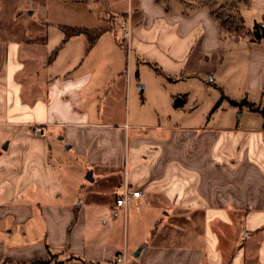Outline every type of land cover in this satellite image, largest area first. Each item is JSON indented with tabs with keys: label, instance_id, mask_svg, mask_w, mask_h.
<instances>
[{
	"label": "crops",
	"instance_id": "crops-1",
	"mask_svg": "<svg viewBox=\"0 0 264 264\" xmlns=\"http://www.w3.org/2000/svg\"><path fill=\"white\" fill-rule=\"evenodd\" d=\"M237 2L247 28L264 25V0ZM44 3L49 20L0 41V264H121L123 249L125 264H264V39L223 35L195 0ZM62 26L97 35L64 39ZM142 66L154 79L134 77ZM186 80L190 113L207 86L254 109L227 105L213 125L199 116L128 141L139 82L162 105ZM125 183L142 195L115 217Z\"/></svg>",
	"mask_w": 264,
	"mask_h": 264
},
{
	"label": "rangeland",
	"instance_id": "rangeland-1",
	"mask_svg": "<svg viewBox=\"0 0 264 264\" xmlns=\"http://www.w3.org/2000/svg\"><path fill=\"white\" fill-rule=\"evenodd\" d=\"M46 0H0V41L14 38L17 35L18 25H24L29 23H37L40 21L49 20L50 15L44 11ZM138 74V78L141 81H150L154 79L153 71L145 66L134 70ZM140 74V77H139ZM170 82V81H169ZM140 86L143 83L139 82ZM172 85V84H171ZM175 88V94L172 96V100L164 102L162 105H157L154 101L141 98L143 91L140 86H136L131 92L130 103L126 104V121L129 122V137L135 133H141L144 135H168L172 128H176L177 125L181 126H201L195 125L201 119L199 116H204L205 119L202 123L213 125L215 124V118L225 111L227 105H231L230 98L227 95L216 88L215 86H207L205 93H199L204 97L203 102L196 107L192 113H190V102L187 103V96L183 92L188 88L194 87L192 82L187 80L173 84ZM145 91V90H144ZM195 91H191L194 94ZM185 95V110H177L178 107L173 106V97ZM206 98V99H205ZM205 100V101H204ZM192 107V106H191ZM158 112V114H157ZM198 112V113H197ZM200 113V114H199ZM232 113L230 114V116ZM237 115V113H235ZM189 116V117H188ZM186 118H190L188 121ZM201 123V124H202ZM132 208L129 207L128 213ZM122 224H120L121 229ZM123 232L120 230L116 234L117 238H114L116 244L122 242Z\"/></svg>",
	"mask_w": 264,
	"mask_h": 264
},
{
	"label": "trees",
	"instance_id": "trees-1",
	"mask_svg": "<svg viewBox=\"0 0 264 264\" xmlns=\"http://www.w3.org/2000/svg\"><path fill=\"white\" fill-rule=\"evenodd\" d=\"M195 5L206 7L216 21L219 29L228 37L239 38L241 36L250 35L253 39L257 40L260 38L264 39V25L255 23L254 26L249 29L247 28L242 20V17L238 10L237 0H195ZM64 32V39L75 35V34H84L90 41H93L97 35L96 31H92L86 28L79 27H69L62 26ZM151 67L156 69L161 75L164 76V73L156 66L150 62H147ZM166 76V75H165ZM167 79L170 77L166 76ZM185 95L174 96L173 97V106L180 107L185 102ZM231 104H247L249 108L254 109L253 104L247 102L246 100H241L239 102L230 99ZM44 261H34L30 264H42Z\"/></svg>",
	"mask_w": 264,
	"mask_h": 264
},
{
	"label": "built area",
	"instance_id": "built-area-1",
	"mask_svg": "<svg viewBox=\"0 0 264 264\" xmlns=\"http://www.w3.org/2000/svg\"><path fill=\"white\" fill-rule=\"evenodd\" d=\"M117 28L120 32L119 37V43L127 49V51L130 48L131 39H132V24L131 19L129 15L124 16L121 21L118 23ZM34 133L39 136H44V131L42 129V126L39 124H36L33 129ZM142 195V192L140 189L133 187L130 184H124L121 187L120 192L114 199V204L112 208V215L118 216L121 212L123 217L126 218L127 210L129 205L132 202L133 198L140 197ZM114 260L117 263L125 264L126 263V252L125 249L122 251H119L115 256Z\"/></svg>",
	"mask_w": 264,
	"mask_h": 264
},
{
	"label": "water",
	"instance_id": "water-1",
	"mask_svg": "<svg viewBox=\"0 0 264 264\" xmlns=\"http://www.w3.org/2000/svg\"><path fill=\"white\" fill-rule=\"evenodd\" d=\"M86 178H88V179L91 180V173H90V171H88ZM139 251H140V247L136 250L135 254L137 255L139 253Z\"/></svg>",
	"mask_w": 264,
	"mask_h": 264
}]
</instances>
